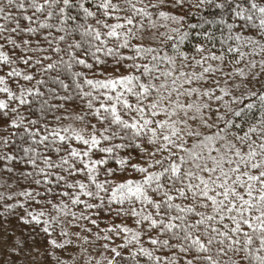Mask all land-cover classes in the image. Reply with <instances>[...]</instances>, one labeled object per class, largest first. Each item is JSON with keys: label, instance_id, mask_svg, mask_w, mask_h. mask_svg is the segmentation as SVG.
Returning <instances> with one entry per match:
<instances>
[{"label": "snow or ice", "instance_id": "6c2138e0", "mask_svg": "<svg viewBox=\"0 0 264 264\" xmlns=\"http://www.w3.org/2000/svg\"><path fill=\"white\" fill-rule=\"evenodd\" d=\"M0 264H264V0H0Z\"/></svg>", "mask_w": 264, "mask_h": 264}]
</instances>
